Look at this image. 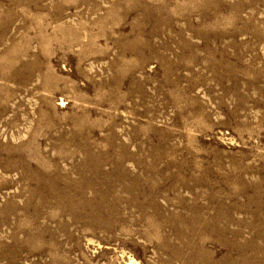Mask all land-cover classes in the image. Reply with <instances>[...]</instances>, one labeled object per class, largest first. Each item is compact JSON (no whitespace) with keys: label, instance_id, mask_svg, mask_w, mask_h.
<instances>
[{"label":"rangeland","instance_id":"obj_1","mask_svg":"<svg viewBox=\"0 0 264 264\" xmlns=\"http://www.w3.org/2000/svg\"><path fill=\"white\" fill-rule=\"evenodd\" d=\"M0 264H264V0H0Z\"/></svg>","mask_w":264,"mask_h":264},{"label":"bare ground","instance_id":"obj_2","mask_svg":"<svg viewBox=\"0 0 264 264\" xmlns=\"http://www.w3.org/2000/svg\"><path fill=\"white\" fill-rule=\"evenodd\" d=\"M52 191H54V190H52ZM132 263V262H131Z\"/></svg>","mask_w":264,"mask_h":264}]
</instances>
